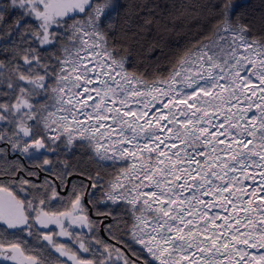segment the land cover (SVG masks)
I'll return each mask as SVG.
<instances>
[{"label":"snow or ice","instance_id":"snow-or-ice-1","mask_svg":"<svg viewBox=\"0 0 264 264\" xmlns=\"http://www.w3.org/2000/svg\"><path fill=\"white\" fill-rule=\"evenodd\" d=\"M235 7L233 0L209 5L205 34L170 57L166 74L148 76L129 60L130 45L161 23L160 3L0 0V77L10 69L0 96L15 95L0 102V264H264V32L249 36L253 29L234 16ZM180 8L179 16L202 15ZM121 17L125 43L117 44ZM29 28L42 48L59 38V54L42 59L30 40L21 54L15 38L24 41ZM16 56L27 67L13 63ZM77 140L97 168L88 176L92 188L131 206L125 235L139 249L111 231L128 252L69 230L75 223L92 231L82 191L73 193L71 211L50 212L9 187H34L19 175L34 173L12 156L34 158L32 149L58 141L72 149ZM109 163L119 170L101 183ZM52 223L59 233L41 231ZM56 235L72 239L78 251Z\"/></svg>","mask_w":264,"mask_h":264},{"label":"trees","instance_id":"trees-1","mask_svg":"<svg viewBox=\"0 0 264 264\" xmlns=\"http://www.w3.org/2000/svg\"><path fill=\"white\" fill-rule=\"evenodd\" d=\"M133 2L140 3L141 0H133ZM147 3L161 4L162 8L164 9V13L162 16H157V19L161 20V23L159 25L154 24L149 32L142 33L141 36L144 37L143 39H141V36H137L135 38L139 42L130 45L132 55L129 56V60L136 64V67L139 71L144 72L148 76H151L154 73L166 74L170 68V57H172L178 50H182L188 46L190 39H199L210 27L208 20L213 18L207 16V7L213 3H217V0H147ZM233 3L236 5L234 16L239 15L241 21L245 24H249L253 29V31L249 33V36H252L253 34L259 35L260 33L264 32V0H233ZM165 5H167V7H164ZM172 5H175L176 7L174 8ZM181 5L189 7L190 11L192 12L200 10L202 13L201 17L199 19H191L187 15L179 16V11L182 10L180 8ZM148 14L149 13L147 10L141 13V15ZM153 15H155V13H153ZM174 17L178 18L174 19ZM28 19L31 20V18ZM121 23L122 17L121 19L116 20L117 32L113 34L116 37L113 42L117 44L125 43V41L119 37ZM31 24L36 26L37 22L35 20H31ZM197 24H203L204 30L199 32L195 31L194 25ZM53 30H56L55 27ZM60 31L62 32V30ZM28 33L29 36L25 37L24 41H21L19 36L15 38V46L21 50V54H23V49L29 47V40L31 41L32 46H34L40 53L42 59H49L52 53H56L57 55L59 54L57 51L60 47L59 38H57V43L55 46L45 45L42 48L39 42L30 36L31 28L28 29ZM152 44L157 45V47H155L151 52H148L147 50ZM141 45L143 47H141ZM118 54H124L123 49H120ZM138 55L141 58L138 59ZM143 57H146V59ZM0 59H4V54L2 52H0ZM13 63H18L23 67H27L23 65V60L20 59V56H16V59L13 61ZM131 66L132 65L129 64V67ZM9 71L10 69H6L4 76L0 77V79L6 80L8 78ZM40 71H42V69ZM13 82L23 84L22 81L16 80L14 76ZM5 90H7L6 85H0V92ZM37 99H42V97H38ZM4 100L14 102L15 95H11L9 97L0 96V102H3ZM45 139H47V137ZM80 143L81 141L77 140V146L72 149H68L59 141L56 145L49 143V145L44 149L43 153L38 158L31 160L26 159L19 154L12 156V160H18L24 169H26L28 172L34 173L32 176L26 175L25 172H21L19 174L25 179L30 180L34 187H28L26 193L20 191V186L18 184L9 185V187L16 195H18L19 198L24 199L26 197V200L33 201L34 205L36 206L40 204L41 199H44L46 203L42 206L45 211L50 212H60L64 211L65 209H69L71 206V200L74 198L73 193L82 191L84 195L86 192L87 202L92 210L91 215L88 213V207L83 201V195L82 203L87 211L86 214L88 219L93 222V227L91 233L89 232L88 234H84V237H94L95 239H99L106 244L112 245L114 248H120L118 246L120 243H117V241L112 239L109 235V231H111L112 234L118 239L125 240L133 248L139 249V245L133 244L129 236L125 235L133 222V217L130 212L131 206L125 202H102L104 197V189L93 188L92 190V181L90 179V188L88 190L86 189L88 176L91 175L95 177L97 168L95 167L94 163L89 160V156L91 155L90 150L80 147ZM53 147H55V151L51 150ZM45 158L51 161L50 165L43 164ZM37 164L40 166L38 167ZM118 170V167L112 168L109 163L108 171L101 172V176L104 178L101 183H106L112 178L111 174L116 173ZM41 172L45 174H41L39 176V173ZM63 172L70 173L69 175L78 174L83 177L71 178L64 193H62V190L64 189L66 179L69 175L65 176L62 182L59 177ZM81 173H84V175H81ZM7 179L8 178L5 177L4 182H6ZM248 183H251V181ZM57 184L60 187L59 190H57ZM53 187L57 193V197L55 199H52ZM255 202L259 203V200H256ZM98 212L100 214H98ZM106 218L109 220L103 224L105 236L108 239L115 241V243H112L100 234V222ZM117 222H119V228L116 227ZM108 225H113V227L108 229ZM241 230L243 231V229ZM27 239L32 245L37 247H39L41 243L46 244L44 241H37L31 237H28ZM68 244H70V242ZM69 247L77 250V248L72 245ZM93 247H99V245L94 244ZM125 248L127 249V247ZM262 251H264V249H262ZM79 254L81 256L90 258L89 254ZM53 255L57 254L53 253Z\"/></svg>","mask_w":264,"mask_h":264},{"label":"rangeland","instance_id":"rangeland-1","mask_svg":"<svg viewBox=\"0 0 264 264\" xmlns=\"http://www.w3.org/2000/svg\"><path fill=\"white\" fill-rule=\"evenodd\" d=\"M55 27V26H54ZM53 27V28H54ZM25 87H27V85H24ZM38 98V97H37ZM36 98V99H37ZM31 123V122H30ZM33 153H34V158H38L42 153H43V151H44V149H40L39 151H37L36 149H32L31 150ZM18 154V153H17ZM24 158H26V159H29V160H31V159H34V158H27V157H24ZM58 185V184H57ZM60 189V187H59V185H58V188H57V190H59ZM64 190V189H63ZM62 190V191H63ZM0 195H3V194H0ZM84 196V195H83ZM102 202H112V201H110V200H107L105 197H103V199H102ZM37 207H41V208H43V206L42 205H38ZM44 209V208H43ZM85 209V208H84ZM69 211H71L72 209H71V206H70V208L68 209ZM85 211H86V209H85ZM87 212V211H86ZM30 215H32V216H35L36 215V213L35 212H31L30 211ZM62 219H64V218H62ZM65 223L67 224V223H69L68 222V220L67 219H65ZM69 230L70 231H72L74 234H81V235H83L84 236V234H88L89 233V229L88 228H81V227H79V226H77V224H75V223H72V224H69ZM41 231H45V232H48V231H51V232H53V233H59L60 232V228L55 224V223H52V224H49V226H48V228H46V229H41ZM58 242H61V243H66V245L67 246H74V247H76L77 248V246L73 243V240L72 239H69L67 236H60V235H56L55 237H54ZM70 242V244H68ZM46 243V242H45ZM77 251H78V249H77ZM56 254V253H55ZM82 254H85V253H82ZM58 255V254H57ZM115 257H113V259H114ZM61 259H65V258H61ZM68 264H71V262H68Z\"/></svg>","mask_w":264,"mask_h":264},{"label":"water","instance_id":"water-1","mask_svg":"<svg viewBox=\"0 0 264 264\" xmlns=\"http://www.w3.org/2000/svg\"><path fill=\"white\" fill-rule=\"evenodd\" d=\"M41 174H45V173L41 172V173H39V176H40ZM73 177H81V178H83L82 176H80V175H78V174H71V175H69V176L67 177V179H66V183H65L64 190L62 191V193L65 192V190L67 189L68 184H69L71 178H73ZM90 184H91L90 180L87 179V187H86L87 190L90 188ZM57 188H58V185H57ZM83 201H84V203H85V204L87 205V207H88V213L91 215V213H92L91 211H92V210H91L90 205H89L88 202H87L86 192L84 193ZM108 220H109V219H107V218L104 219V220H102V221L100 222V225H99V231H100V234H101L104 238H106V239H108V238L105 236V233H104V230H103V224H104L105 222H107ZM108 240L111 241L112 243H115V241H113V240H111V239H108ZM118 246H119L123 251L128 252V250H127L124 246H122L121 244H118ZM129 255H130V254H129Z\"/></svg>","mask_w":264,"mask_h":264},{"label":"flooded vegetation","instance_id":"flooded-vegetation-1","mask_svg":"<svg viewBox=\"0 0 264 264\" xmlns=\"http://www.w3.org/2000/svg\"><path fill=\"white\" fill-rule=\"evenodd\" d=\"M91 189L93 190V188L91 187Z\"/></svg>","mask_w":264,"mask_h":264}]
</instances>
